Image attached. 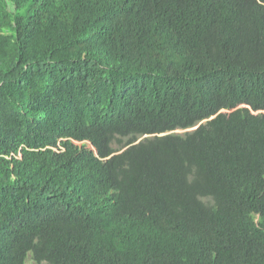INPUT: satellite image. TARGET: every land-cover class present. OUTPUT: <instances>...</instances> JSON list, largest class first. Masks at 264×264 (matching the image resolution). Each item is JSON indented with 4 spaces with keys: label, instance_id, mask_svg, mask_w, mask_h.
Here are the masks:
<instances>
[{
    "label": "trees",
    "instance_id": "trees-1",
    "mask_svg": "<svg viewBox=\"0 0 264 264\" xmlns=\"http://www.w3.org/2000/svg\"><path fill=\"white\" fill-rule=\"evenodd\" d=\"M29 255L264 264V0H0V264Z\"/></svg>",
    "mask_w": 264,
    "mask_h": 264
},
{
    "label": "rangeland",
    "instance_id": "rangeland-1",
    "mask_svg": "<svg viewBox=\"0 0 264 264\" xmlns=\"http://www.w3.org/2000/svg\"><path fill=\"white\" fill-rule=\"evenodd\" d=\"M194 129V128H193ZM193 129H188V130H178V131H175L176 133H184V132H188V131H191V130H193ZM166 134V133H165ZM168 134V133H167ZM161 135H164V134H161ZM144 137H142L141 139H139L138 141H140V140H142ZM117 146V145H116ZM25 264H35L33 261H32V259H31V257H30V255H29V257L27 258V261L25 262Z\"/></svg>",
    "mask_w": 264,
    "mask_h": 264
},
{
    "label": "water",
    "instance_id": "water-1",
    "mask_svg": "<svg viewBox=\"0 0 264 264\" xmlns=\"http://www.w3.org/2000/svg\"><path fill=\"white\" fill-rule=\"evenodd\" d=\"M204 122V121H203Z\"/></svg>",
    "mask_w": 264,
    "mask_h": 264
}]
</instances>
